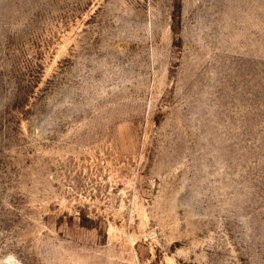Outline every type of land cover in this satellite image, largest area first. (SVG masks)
I'll list each match as a JSON object with an SVG mask.
<instances>
[{
	"label": "rangeland",
	"instance_id": "obj_1",
	"mask_svg": "<svg viewBox=\"0 0 264 264\" xmlns=\"http://www.w3.org/2000/svg\"><path fill=\"white\" fill-rule=\"evenodd\" d=\"M0 264H264V0H0Z\"/></svg>",
	"mask_w": 264,
	"mask_h": 264
}]
</instances>
